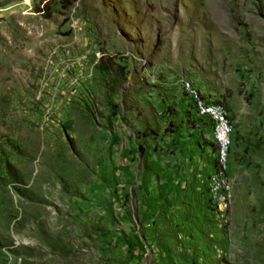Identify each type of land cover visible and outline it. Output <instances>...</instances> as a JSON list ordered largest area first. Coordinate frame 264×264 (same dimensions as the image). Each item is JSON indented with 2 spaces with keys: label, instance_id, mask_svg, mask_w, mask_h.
Here are the masks:
<instances>
[{
  "label": "rangeland",
  "instance_id": "374dc122",
  "mask_svg": "<svg viewBox=\"0 0 264 264\" xmlns=\"http://www.w3.org/2000/svg\"><path fill=\"white\" fill-rule=\"evenodd\" d=\"M0 264H264V0H0Z\"/></svg>",
  "mask_w": 264,
  "mask_h": 264
},
{
  "label": "bare ground",
  "instance_id": "6f19581e",
  "mask_svg": "<svg viewBox=\"0 0 264 264\" xmlns=\"http://www.w3.org/2000/svg\"><path fill=\"white\" fill-rule=\"evenodd\" d=\"M188 93L191 97H193L195 101V106H198V113L201 116H207L213 121V135L214 139L219 147V159L222 165L225 166L227 162V146L229 142L230 135V125H229V116L227 110L222 104H213L207 102L203 96L194 88L188 87ZM223 135H226V143L223 141ZM223 149L224 154H223ZM225 159V161H224ZM217 185L219 186V190L222 191L223 195H228L227 187L223 188L222 182L220 180L217 181ZM230 198V195L226 197V205Z\"/></svg>",
  "mask_w": 264,
  "mask_h": 264
},
{
  "label": "built area",
  "instance_id": "2783aa9c",
  "mask_svg": "<svg viewBox=\"0 0 264 264\" xmlns=\"http://www.w3.org/2000/svg\"><path fill=\"white\" fill-rule=\"evenodd\" d=\"M195 110L199 111L198 106H195ZM225 110H226V108H225ZM222 137H223V141H225V143H226V135H223ZM224 150L225 149H223V154H224ZM224 161H225V159H224ZM215 190H219L218 185H215ZM226 197H227V195H222V191H220V197H216L217 199H219L221 201V209L218 210V214L223 215L225 213V210L227 208L226 207Z\"/></svg>",
  "mask_w": 264,
  "mask_h": 264
},
{
  "label": "trees",
  "instance_id": "16d2710c",
  "mask_svg": "<svg viewBox=\"0 0 264 264\" xmlns=\"http://www.w3.org/2000/svg\"><path fill=\"white\" fill-rule=\"evenodd\" d=\"M189 95H190V94H189ZM194 108H195V101H194ZM196 112H197V114L199 115V113H198L197 110H196ZM201 117H202V116H201ZM204 117H207V116H204ZM204 117H203V118H204ZM207 118H208V117H207ZM207 118H206V119H207ZM208 121L211 123L212 129H213V127H214V126H213V121H212L211 119H208ZM218 149H219V147H218ZM211 209L214 211V209L212 208V206H211Z\"/></svg>",
  "mask_w": 264,
  "mask_h": 264
},
{
  "label": "crops",
  "instance_id": "0c3cea01",
  "mask_svg": "<svg viewBox=\"0 0 264 264\" xmlns=\"http://www.w3.org/2000/svg\"><path fill=\"white\" fill-rule=\"evenodd\" d=\"M181 103L186 104V102H181Z\"/></svg>",
  "mask_w": 264,
  "mask_h": 264
}]
</instances>
